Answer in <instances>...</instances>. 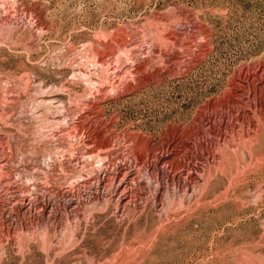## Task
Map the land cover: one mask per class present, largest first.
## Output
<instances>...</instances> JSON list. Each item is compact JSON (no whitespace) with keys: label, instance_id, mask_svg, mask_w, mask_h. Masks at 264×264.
I'll list each match as a JSON object with an SVG mask.
<instances>
[{"label":"rangeland","instance_id":"374dc122","mask_svg":"<svg viewBox=\"0 0 264 264\" xmlns=\"http://www.w3.org/2000/svg\"><path fill=\"white\" fill-rule=\"evenodd\" d=\"M0 264H264V0H0Z\"/></svg>","mask_w":264,"mask_h":264},{"label":"bare ground","instance_id":"6f19581e","mask_svg":"<svg viewBox=\"0 0 264 264\" xmlns=\"http://www.w3.org/2000/svg\"><path fill=\"white\" fill-rule=\"evenodd\" d=\"M118 39V38H117ZM123 43H124V39L120 38L117 42V46L119 47H122L123 46ZM111 51V50H110ZM120 51V50H119ZM121 55V54H120ZM105 55L102 54V53H98L97 54V59L99 61H96L98 62L97 64H99V62H102V61H105ZM95 59V60H97ZM101 66H104L101 64ZM100 66V67H101ZM109 71V70H108ZM109 73V72H108ZM94 83V82H93ZM90 84V83H89ZM96 84V83H95ZM94 84V85H95ZM247 104V103H246ZM72 130L73 132L74 131H78L79 130V126L78 125H75L72 127ZM80 134V133H79ZM72 135V134H71ZM85 145L87 146L86 148V151H85V155L87 156V159L90 157L93 159V154L98 151V149H101V150H104L105 151V148H107V145L106 142L105 144L103 143V145H95V137H88L85 135ZM82 140V139H81ZM80 140V141H81ZM98 142V141H96ZM160 143V142H159ZM81 144V143H80ZM97 144V143H96ZM101 144V143H100ZM139 144V142L137 143ZM83 146V145H82ZM156 146V145H155ZM164 146V145H163ZM162 146V147H163ZM108 149V148H107ZM187 149V148H186ZM163 150V149H162ZM134 152V151H133ZM156 152H158L156 150ZM165 153V152H164ZM137 154V153H135ZM96 159H98L99 163H103L102 166H104V164L106 163V161L109 162V153H104L103 155L102 154H97L95 155ZM136 157V165L138 167V169H141V166H143L144 163H147L149 162L150 158L151 159H154L155 161V165H154V170L156 172H158L160 169V165L163 163V161L165 160L164 159V156L163 155H156L154 153V150H153V154H151V151L148 149V147L146 149H144V151H141V152H138L137 155H135ZM85 158V157H84ZM86 159V158H85ZM91 160V159H89ZM123 162V161H122ZM126 162V161H125ZM97 163V162H96ZM120 164H113L114 166V170H112V172L105 178L103 179L104 181L102 180H99V185L100 186H103L105 188V190H108L110 189V191L113 189L116 193H117V197H118V201H119V204L123 207H126L130 204H132V200L134 198V193L135 191L137 192L138 188H140V183H139V179H137V176H139V173L138 175H134L132 173V168L130 169V167L128 166L127 163H121L119 162ZM174 163V162H173ZM164 164V163H163ZM165 164H169L168 162H165ZM175 164V163H174ZM109 165V163H108ZM147 165V164H146ZM145 165V166H146ZM165 165V166H166ZM131 166V165H130ZM111 167V166H110ZM147 168V167H146ZM148 168L149 170L152 168L150 165H148ZM206 168V167H205ZM109 169V168H108ZM142 170V169H141ZM146 170V169H145ZM143 171V170H142ZM194 171V170H193ZM139 172V171H138ZM153 172V171H152ZM167 172V171H166ZM107 173V172H106ZM193 173V172H192ZM141 174V173H140ZM158 174V173H157ZM194 174V173H193ZM107 175V174H106ZM195 175V174H194ZM152 177V175L150 176ZM82 178V177H81ZM84 179V178H83ZM155 179V178H154ZM159 179V178H157ZM194 179V178H192ZM156 180V179H155ZM191 180V179H190ZM81 181V180H80ZM84 181V180H82ZM193 181V180H192ZM97 182V180H96ZM73 183V182H72ZM72 185V184H71ZM98 185V186H99ZM121 186V187H120ZM11 190V189H10ZM113 192V191H112ZM160 192V191H159ZM114 194V193H113ZM138 194V193H137ZM136 195V194H135ZM115 196V195H113ZM137 196V195H136ZM21 202V201H20ZM50 204V203H49ZM65 204V203H64ZM69 207L72 208L74 211L77 207H76V203H73V202H70L69 203ZM38 205V204H37ZM32 206V205H31ZM39 208V207H38ZM48 208H49V205L47 203H43L41 205V212L43 211V213H46L48 211ZM66 208V207H65ZM35 210H39L37 209L36 207H30V205H27V203L25 201H22L21 202V206H18L17 208V213L18 214H21V213H32V211L36 212ZM13 212V211H12ZM76 212V210L74 211ZM73 212V213H74ZM72 213V212H71ZM56 215V214H55ZM57 216V215H56ZM50 217V216H49ZM9 219V218H8ZM54 220L57 219V217H53ZM8 221V220H7ZM28 223V222H27ZM7 224V223H6ZM60 224V223H59ZM12 225V224H11ZM59 226V225H58ZM21 227V226H20ZM25 227V226H24ZM9 228V232H10V229L11 227H8Z\"/></svg>","mask_w":264,"mask_h":264}]
</instances>
